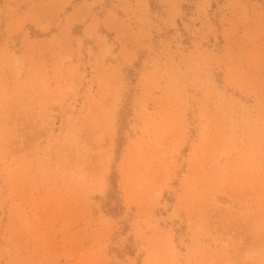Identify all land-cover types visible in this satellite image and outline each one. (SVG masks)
Masks as SVG:
<instances>
[{"label":"rangeland","instance_id":"1","mask_svg":"<svg viewBox=\"0 0 264 264\" xmlns=\"http://www.w3.org/2000/svg\"><path fill=\"white\" fill-rule=\"evenodd\" d=\"M0 264H264V0H0Z\"/></svg>","mask_w":264,"mask_h":264}]
</instances>
